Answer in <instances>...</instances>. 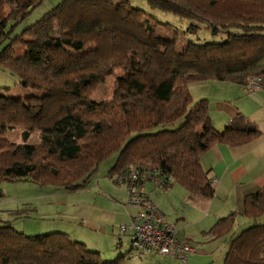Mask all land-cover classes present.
<instances>
[{
  "label": "trees",
  "instance_id": "1",
  "mask_svg": "<svg viewBox=\"0 0 264 264\" xmlns=\"http://www.w3.org/2000/svg\"><path fill=\"white\" fill-rule=\"evenodd\" d=\"M42 1L0 0V68L36 90L14 97L0 89V181L74 191L116 153L111 172L158 168L191 194L212 198L216 188L201 163L204 152L219 142L244 144L261 130L243 114L217 129L209 99L194 101L189 84L247 85L255 77L264 88V0H148L152 8L200 23L189 32L204 25L221 34L216 41H184L185 30L130 0H62L13 36L14 26ZM117 70L123 85L110 99H92ZM19 126L26 135L40 130L41 141L10 140L7 132ZM238 213L219 218L207 234L229 238L224 264H264V187L246 195L242 214L253 223L237 234ZM0 264L118 262L103 261L98 250L67 233L27 235L5 221Z\"/></svg>",
  "mask_w": 264,
  "mask_h": 264
},
{
  "label": "crops",
  "instance_id": "2",
  "mask_svg": "<svg viewBox=\"0 0 264 264\" xmlns=\"http://www.w3.org/2000/svg\"><path fill=\"white\" fill-rule=\"evenodd\" d=\"M212 81V97H204L209 99V112L214 126L223 130L231 119L243 114L258 126L261 134L241 145L219 142L204 152L201 163L211 180H214L216 188L212 198L193 195L175 180L167 188L156 185V188L151 189L153 195L148 194L160 208L166 209L171 201L174 210L169 208V213L165 214L166 219L176 224L180 234L192 237L195 251L183 261L157 252L142 253L131 245L135 253L140 254L136 256L140 258V264H224L230 240H219L221 237L207 234L208 230L219 218L232 211L243 212L246 195L258 193L264 187V88L249 90L247 85L236 82ZM96 188L89 184L76 190L78 198L84 197V201L75 204L78 200H73L71 207L67 208L69 216H65L66 221L62 227L58 225L56 229L46 232H64L85 244H88L87 240L116 239L122 243V237L117 235L118 225L130 221L137 208L127 203L126 189L117 183H104L98 192ZM94 191L96 196L92 198ZM218 196H228L233 200L225 204L218 203ZM178 203L187 210H181ZM67 223H73L76 230L64 227Z\"/></svg>",
  "mask_w": 264,
  "mask_h": 264
},
{
  "label": "rangeland",
  "instance_id": "3",
  "mask_svg": "<svg viewBox=\"0 0 264 264\" xmlns=\"http://www.w3.org/2000/svg\"><path fill=\"white\" fill-rule=\"evenodd\" d=\"M61 1L62 0H43L41 4L33 8L29 14H27L20 22H18L14 26L12 35L14 36L21 33L23 29L35 23L47 11L58 5ZM130 2L133 7L141 8L150 12L159 21L172 24L180 28L181 30H185V34L182 38L184 41L188 39L199 42L216 41L222 38L221 34H213L204 25H200V27L194 32H189L187 29L191 25H199L200 23H198L194 19L185 18L172 12H167L159 8H152L148 0H130ZM17 50L19 51L18 47ZM121 77L122 71L117 70L115 75L105 78L104 81L98 84L97 88L93 92L92 99L96 101H100L102 99H110L114 93L115 88L118 85H123L124 81L121 79ZM213 82L214 81L212 80H208L190 83L189 91L193 100L197 101L199 99L212 97V94L210 93V84ZM0 89L6 90L10 95L14 97H25L27 95L36 93V90L32 88L23 87L20 84L19 77L6 68H0ZM202 89H204L203 93ZM24 131L25 127H15L13 129H10L7 132L6 136L10 140L16 141L18 143H39L41 141L40 130H34L29 135H26ZM116 159V153L104 159L91 177L89 184H92L94 187L96 186L97 192L100 190V187H102L104 183L110 181L115 183L110 179V173H115L116 171L114 170L113 172H111V167L114 166ZM118 185L123 186L126 189L125 184ZM155 186L156 185L153 182H147L145 188L147 193L153 195L151 189L157 187ZM91 196L92 198L93 196H96L95 191ZM79 199L80 198H78L76 190H65L64 188L53 184L41 185L29 180H2L0 181V224L5 221L10 222L16 230L24 232L27 235L48 233L46 231L56 229L58 225L61 226L63 223H65V216L69 214V210L67 208L71 207L73 200H78L75 202V204L82 203V201H84V197H82L80 200ZM232 200L233 198L228 196H218L216 198V202L223 204L232 202ZM177 206L181 210H187V208L183 209L182 206L179 205V203L177 204ZM169 208L173 209L171 201L169 202V206L166 209H161H163V212L165 214H168ZM207 209L208 208L204 209V211H206ZM227 212L229 213L231 211ZM238 212L239 213L236 216V220L233 224L232 230L237 234L253 223L249 217L243 215L240 211ZM261 220H264V217ZM71 221L73 222L74 219L71 218ZM128 222L129 221L123 223ZM64 227L71 231L76 230L73 223L64 224ZM121 239H123L122 243L120 239H116L87 240L88 244H86L91 248H95L96 250L98 249L102 260L105 262H118V264H140V258L136 257L140 254H136V251L131 248L130 236L126 234ZM228 239L229 238L227 236L219 238V240L225 241ZM148 256L151 257V255ZM153 261L155 260L153 259Z\"/></svg>",
  "mask_w": 264,
  "mask_h": 264
},
{
  "label": "built area",
  "instance_id": "4",
  "mask_svg": "<svg viewBox=\"0 0 264 264\" xmlns=\"http://www.w3.org/2000/svg\"><path fill=\"white\" fill-rule=\"evenodd\" d=\"M247 87L249 90L260 88L261 79L250 78ZM111 178L117 184H125L127 203L137 208L128 223L119 225L118 235L123 237L128 234L131 245L139 252H157L186 261L188 255L195 251L192 237L179 233V228L166 219L165 213L144 186L145 182H153L159 187L167 188L173 180L172 175L158 168H131L115 173Z\"/></svg>",
  "mask_w": 264,
  "mask_h": 264
}]
</instances>
